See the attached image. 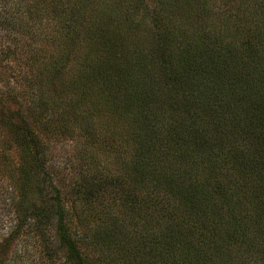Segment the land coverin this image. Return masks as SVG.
I'll return each mask as SVG.
<instances>
[{"label": "rangeland", "instance_id": "1", "mask_svg": "<svg viewBox=\"0 0 264 264\" xmlns=\"http://www.w3.org/2000/svg\"><path fill=\"white\" fill-rule=\"evenodd\" d=\"M158 1L0 0V264H72L44 205L52 212L58 192L86 264H192L190 257L184 260L188 244L192 249L202 235H211L209 225L186 208L185 196L171 195L166 184L148 178L144 164L161 169L168 163L166 151L179 149L173 124L182 129L195 122V129L212 138V120L194 118L201 105L187 95L178 94L175 104L169 101L176 91L151 71L108 74L90 51L92 42L74 40L79 31L95 36L106 31L100 50L117 43L134 59L143 47L150 58L155 38L149 11ZM258 3L174 0L172 26H183L180 32L171 30L172 47L178 53L200 33L215 30L224 42H238L234 18L249 17ZM188 6L201 15L191 14L186 23L181 11ZM227 24L231 29L223 31L221 25ZM156 61L159 66L162 60ZM87 74L93 78L87 80ZM148 83L174 106L163 104L158 111L168 118L152 126L145 120L142 128L134 112L159 102L150 93L147 102H137ZM185 87L178 86L179 91ZM27 129L39 140L41 168L24 154L26 141L19 136ZM226 146L229 154L231 145ZM259 247L255 253L235 246L228 261L264 264V242Z\"/></svg>", "mask_w": 264, "mask_h": 264}, {"label": "trees", "instance_id": "2", "mask_svg": "<svg viewBox=\"0 0 264 264\" xmlns=\"http://www.w3.org/2000/svg\"><path fill=\"white\" fill-rule=\"evenodd\" d=\"M159 1L149 11L152 37L155 38L150 58L142 52L143 47L138 52L140 56L134 59H130L131 50L120 49L117 43L100 50L98 44L104 41L106 31L96 36L92 31L85 35L79 31L80 36L74 39L78 35L75 32L72 38L92 42L88 48L95 50L97 63L103 64L108 74L122 76L121 71H129V68L141 73L151 71V75L176 91L169 94V101L175 104L178 94L194 97L189 101L201 105V109L194 110L193 117L201 115L212 120L216 127L212 138L195 129V122L182 129L173 124L176 128L172 133L174 146L179 149L166 151L168 163L163 168L156 170L149 161L144 164V171L148 178L166 184L169 194L185 196L187 200L181 198L187 203L186 208L191 209L200 223L209 225L212 238L211 235H202L201 242L192 249L188 244L184 260L190 257L192 264H231L228 256L235 251V246L242 249L245 246L257 253L261 252L259 242H264V0H259L257 7L250 9L249 17L234 18L236 23L233 26L237 35L241 34L238 42H224V37L216 30L204 31L197 36L195 43L188 42L178 53L172 47L174 37L171 30L180 32L183 25L172 26L176 22L171 9L174 0ZM191 10L188 6L186 13L185 9L181 11L184 12L181 16L187 18L186 23L191 14L195 19L201 15ZM231 27V24L221 25L223 31ZM158 58L162 60L159 66L156 64ZM122 62L126 65L123 66ZM92 78V75H86L87 80ZM178 86H187L183 88L185 92L179 91ZM156 88L148 83L145 91L142 90L144 94L138 96L137 102H147L149 96L155 94V100L160 102L149 100L153 104L147 103L134 112V121L142 128L148 120L147 124L152 126L168 118L158 111L163 104L174 106L158 97L162 93L154 90ZM258 96H262L261 102H258ZM197 99L201 102H195ZM154 132L151 134L155 135ZM229 134L237 137L232 138ZM20 137L26 141L24 154L33 166L41 168L43 154L35 132L27 129ZM243 142L247 145L243 146ZM228 143L231 145L229 154L224 151ZM169 151L175 154L173 159ZM60 195L58 192L55 204L52 203V212L51 205L44 204L55 226L54 237L60 245L67 247L72 264H86Z\"/></svg>", "mask_w": 264, "mask_h": 264}]
</instances>
